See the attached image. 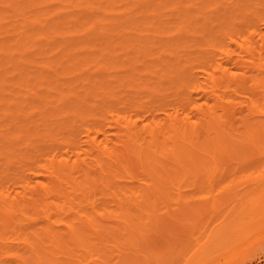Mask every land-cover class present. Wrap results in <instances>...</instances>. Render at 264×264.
Listing matches in <instances>:
<instances>
[{"label":"bare ground","instance_id":"obj_1","mask_svg":"<svg viewBox=\"0 0 264 264\" xmlns=\"http://www.w3.org/2000/svg\"><path fill=\"white\" fill-rule=\"evenodd\" d=\"M257 162L264 0H0V264L131 257L164 188ZM236 205L184 264L249 250Z\"/></svg>","mask_w":264,"mask_h":264},{"label":"rangeland","instance_id":"obj_2","mask_svg":"<svg viewBox=\"0 0 264 264\" xmlns=\"http://www.w3.org/2000/svg\"><path fill=\"white\" fill-rule=\"evenodd\" d=\"M262 166L264 162L241 164L233 175L204 180L201 188H187L179 193L164 188L161 195L155 197L159 208L156 218L152 219L154 214L151 208L145 207L141 217L144 220V239L136 245L138 252L120 260L106 259L105 264H184L194 248V238H203L212 226L225 221L228 212H232V205L245 201L246 212L256 206L260 213L258 206L264 202V198H261L264 194V176L257 174ZM251 170H256V176H242ZM235 208L231 214L235 213ZM258 213L253 214L256 218L255 240L245 254H237L228 264H264V214Z\"/></svg>","mask_w":264,"mask_h":264}]
</instances>
